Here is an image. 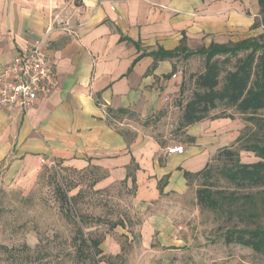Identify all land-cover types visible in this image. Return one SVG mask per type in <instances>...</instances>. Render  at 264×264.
I'll use <instances>...</instances> for the list:
<instances>
[{
  "label": "crops",
  "instance_id": "1",
  "mask_svg": "<svg viewBox=\"0 0 264 264\" xmlns=\"http://www.w3.org/2000/svg\"><path fill=\"white\" fill-rule=\"evenodd\" d=\"M260 28L257 0H0V72L41 40L59 80L56 92L22 115L0 111L4 176L18 183L47 160L99 168L98 188L133 175L130 199L140 216L135 249L162 254L165 262L185 245L177 236L191 203L197 207L194 175L238 129L204 119L180 131L183 142L170 140L181 154L169 153L173 147L159 129L179 120L191 95L176 63L196 55L156 59L151 53L174 51L182 41L189 51L235 43ZM102 250L116 256L120 243L108 237Z\"/></svg>",
  "mask_w": 264,
  "mask_h": 264
},
{
  "label": "rangeland",
  "instance_id": "2",
  "mask_svg": "<svg viewBox=\"0 0 264 264\" xmlns=\"http://www.w3.org/2000/svg\"><path fill=\"white\" fill-rule=\"evenodd\" d=\"M256 23L259 27V19ZM262 24L264 26V23ZM261 34H264V28L249 38H256ZM245 54L247 53H240L239 56L244 57ZM223 58L220 57V59ZM236 59L231 58V65H225V70H232ZM190 61L179 60L176 65L187 79L184 89L192 93L195 88L193 79L205 70V58L202 55H196ZM190 76L193 79H190ZM223 78L221 74V83ZM258 117L263 118L264 111H260ZM207 119H223L232 126L231 129L234 132V129H238L236 139L231 142L225 139L220 150L231 148L238 151L240 148L238 137L247 133L248 130H255L253 123L247 121L248 115H242L234 108L223 104H219L217 109L210 112ZM169 124L172 126L166 127L167 124H160L162 127L159 130L163 131L164 142L168 143L167 147L175 148V143L170 140L183 142L182 133L177 129L178 119L171 118ZM239 158L243 163L257 161L254 154L245 151H239ZM220 164L211 159L210 165L213 167ZM4 171L1 167L0 236L2 244L13 249L26 244L31 249L30 255L35 256L38 253L44 256L38 264H79L72 242L76 228L66 220L63 211L66 209H62L56 188L68 192L70 197L80 193L76 206L71 209L72 212L103 220L99 226L94 223L87 225L84 229L86 236L105 239L114 237L120 245H123L124 254L120 260H115V264H141L140 262H143L142 264H264V256L251 249L236 244H224L223 219L219 220L215 214L208 211L200 212L194 203L189 206V214L184 217V229H181L180 236H177L183 238L185 245L181 248H173L180 251L167 253L166 261L163 262L162 254L155 252L143 254L142 250L139 252L135 249L140 237L137 230L140 216L133 209L129 190L122 183L107 188L96 186L93 188L91 186L93 181L102 179L101 171H93L90 168L76 170L64 166L58 160L45 161L35 176L25 177L23 181L17 178L18 183L15 178L10 179L4 176ZM200 182L199 177L192 181L196 187ZM219 183L218 186L229 188L225 182ZM122 219L127 224L129 221L131 225L124 229L120 227L115 230L109 229L108 222ZM262 227L264 228V221ZM129 238L132 239L130 242ZM0 264L12 263L1 262Z\"/></svg>",
  "mask_w": 264,
  "mask_h": 264
},
{
  "label": "trees",
  "instance_id": "3",
  "mask_svg": "<svg viewBox=\"0 0 264 264\" xmlns=\"http://www.w3.org/2000/svg\"><path fill=\"white\" fill-rule=\"evenodd\" d=\"M261 22L264 23V0H257ZM240 53H247L240 57ZM156 59L182 57L187 59L193 55L205 58V70L193 79L194 90L182 109L178 120L179 131L207 119L210 112L218 108L219 104L234 108L242 115H248L249 122L255 130H248L237 139L239 150L226 148L220 150L212 158L220 162V166L210 165L197 173L201 182L195 190V203L200 212L208 211L215 214L219 220L223 219L225 230L224 244H236L251 249L264 256V117H258L264 111V34L256 38H247L235 43H211L196 51H189L182 44L171 52L158 49L151 53ZM220 57H224L220 59ZM231 58H237L232 70H225V65H231ZM223 74V82H220ZM239 151L254 154L257 161L243 163L239 158ZM60 162V161H59ZM93 171H100L97 167H90ZM186 177L189 174H185ZM127 180L131 182L129 195L135 189V177L128 174L122 185L127 189ZM223 181L229 188L218 186ZM98 180H94V188ZM70 192V191H69ZM65 218L75 228L74 244L75 256L79 264H115L124 254V247L120 245V254L105 255L102 243L105 238L86 236L84 229L90 223L99 226L103 223L100 218L75 214L71 211L76 206L80 193L69 196L68 192L56 188ZM78 219V220H77ZM124 219L108 222L110 230L129 227ZM126 236V235H125ZM126 238V237H125ZM127 241V240H125ZM139 241V238H138ZM139 243V242H138ZM31 249L26 244L20 248H8L0 244V263L38 264L44 256L36 253L30 255ZM48 255V254H46ZM45 255V257H46ZM2 256L4 258L2 259Z\"/></svg>",
  "mask_w": 264,
  "mask_h": 264
},
{
  "label": "built area",
  "instance_id": "4",
  "mask_svg": "<svg viewBox=\"0 0 264 264\" xmlns=\"http://www.w3.org/2000/svg\"><path fill=\"white\" fill-rule=\"evenodd\" d=\"M62 24L61 21H56ZM59 80L49 48L37 40L0 72V111L22 115L39 100L49 98L58 90ZM169 153H182L175 147Z\"/></svg>",
  "mask_w": 264,
  "mask_h": 264
}]
</instances>
